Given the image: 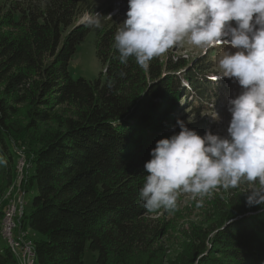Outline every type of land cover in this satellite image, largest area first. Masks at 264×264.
Masks as SVG:
<instances>
[{"label": "trees", "instance_id": "trees-1", "mask_svg": "<svg viewBox=\"0 0 264 264\" xmlns=\"http://www.w3.org/2000/svg\"><path fill=\"white\" fill-rule=\"evenodd\" d=\"M94 12L105 16L99 29L82 23ZM118 28L112 9L94 0L0 5V161L12 167L18 159L14 120L24 108L28 127L43 133L24 182L30 210L23 207L18 220L19 230L35 236L34 264H84L87 249L99 264H264V208L246 205L250 184L213 198L211 238L162 260L158 242L167 228L153 219L162 210L149 213L139 199L143 166L158 140L180 131L184 113L193 115L186 126L203 137L210 127L198 117L213 114L234 83L215 82L216 65L205 58L161 55L141 68L129 57L122 64ZM93 30L105 78L75 79L70 63ZM3 217L0 210V234ZM0 264H20L9 245Z\"/></svg>", "mask_w": 264, "mask_h": 264}, {"label": "clouds", "instance_id": "clouds-1", "mask_svg": "<svg viewBox=\"0 0 264 264\" xmlns=\"http://www.w3.org/2000/svg\"><path fill=\"white\" fill-rule=\"evenodd\" d=\"M125 15L114 35L122 64L134 57L147 68L153 58L185 43L205 52L224 46L214 79L240 86L227 101L226 136L209 130L201 137L178 119L180 131L156 142L143 166V207L174 213L181 193L191 194L199 207L213 190L246 181L252 185L246 205L264 208V0H128ZM103 17L85 14L82 23L99 29Z\"/></svg>", "mask_w": 264, "mask_h": 264}, {"label": "rangeland", "instance_id": "rangeland-1", "mask_svg": "<svg viewBox=\"0 0 264 264\" xmlns=\"http://www.w3.org/2000/svg\"><path fill=\"white\" fill-rule=\"evenodd\" d=\"M6 1L0 0V5ZM13 1V0H12ZM25 1V0H18ZM96 5L100 8L112 9V15L117 19V24H120L126 19V12L128 11V0H94ZM81 18V17H80ZM83 19V18H82ZM96 31L93 30L78 46L77 53L70 63V73L73 78H84L86 80L94 81L100 77H104V70L100 60L96 56L95 49ZM227 49L224 46H217L209 49L207 52L201 48L188 45L174 46L164 53L162 56H182L188 61L205 58L215 63L217 72L219 74L218 60L222 58ZM234 51V50H232ZM219 53V54H217ZM218 74L213 75L212 79ZM105 78V77H104ZM103 78V79H104ZM226 82H232L228 78L221 79ZM220 81V80H219ZM218 82V81H215ZM240 92V86L234 83V88H231V93L225 102L217 103L216 110L213 114H203L198 117L202 122L209 124L210 130L213 134L221 136L227 135V127L231 119L227 112V101L230 97L234 98ZM193 115L191 113H184L178 117L179 120L190 121ZM219 117V118H218ZM197 119V118H196ZM194 119L193 121H196ZM16 139L14 145L18 151V159L14 161V166L8 167L5 163H0V210L4 212L3 222L0 234V249L7 245H19L18 251H25L27 247H32L35 239L34 234L29 229L18 228V220L23 213V209L28 213L30 210L29 199L23 200L24 196V182L27 179L28 171H32L30 163V153L33 148L38 147L43 133H36L28 126L26 109L24 108L22 114L14 120ZM46 129V127L44 128ZM249 185L248 182L242 181L237 189L243 188L244 185ZM232 189V188H230ZM230 189L217 188L209 195L202 198V206L197 207V201L191 198V194L181 193L178 197V208L174 213H167L162 210L160 214L153 219L158 220L162 225L166 226L167 233L162 236L158 242L159 252L164 263L176 259L180 254L184 253L186 248L190 245V241L196 240L203 244V236H207L216 225V213L213 211V198L220 196V194L230 191ZM201 199V198H197ZM24 207V208H23ZM14 222L15 230L12 233V242L10 238L3 235L5 223L9 221V216ZM212 233V232H211ZM211 238L213 235L208 234ZM17 240V241H16ZM19 242V243H18ZM21 247V248H20ZM98 254L86 250L84 254V264H99Z\"/></svg>", "mask_w": 264, "mask_h": 264}, {"label": "bare ground", "instance_id": "bare-ground-1", "mask_svg": "<svg viewBox=\"0 0 264 264\" xmlns=\"http://www.w3.org/2000/svg\"><path fill=\"white\" fill-rule=\"evenodd\" d=\"M218 103H220V102H218ZM8 216H9V214H8ZM14 227H15L14 222L11 219V216H9V221H7L5 223V228H4V231H3V235L5 234L6 237H9L10 238V242H12V238L11 237H12L13 229L15 230ZM18 247H19V245L18 244H14V243H13V246H11L12 250L14 251V253L18 256V258L20 260V264H34V257H33L32 247H29L30 248V257H27L26 250L24 252L20 251V250L18 251V249H19ZM16 248H18V249H16Z\"/></svg>", "mask_w": 264, "mask_h": 264}, {"label": "built area", "instance_id": "built-area-1", "mask_svg": "<svg viewBox=\"0 0 264 264\" xmlns=\"http://www.w3.org/2000/svg\"><path fill=\"white\" fill-rule=\"evenodd\" d=\"M26 255H27V257H30V248L29 247H27V249H26Z\"/></svg>", "mask_w": 264, "mask_h": 264}]
</instances>
